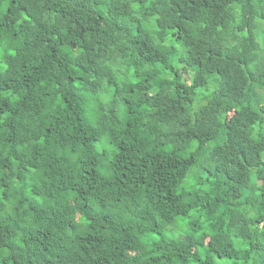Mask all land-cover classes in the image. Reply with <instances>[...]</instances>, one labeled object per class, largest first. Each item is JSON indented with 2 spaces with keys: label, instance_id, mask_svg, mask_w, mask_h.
<instances>
[{
  "label": "trees",
  "instance_id": "16d2710c",
  "mask_svg": "<svg viewBox=\"0 0 264 264\" xmlns=\"http://www.w3.org/2000/svg\"><path fill=\"white\" fill-rule=\"evenodd\" d=\"M264 0H0V264H264Z\"/></svg>",
  "mask_w": 264,
  "mask_h": 264
},
{
  "label": "rangeland",
  "instance_id": "374dc122",
  "mask_svg": "<svg viewBox=\"0 0 264 264\" xmlns=\"http://www.w3.org/2000/svg\"><path fill=\"white\" fill-rule=\"evenodd\" d=\"M257 34H258L260 39H264V31H263L262 27L259 26L257 28Z\"/></svg>",
  "mask_w": 264,
  "mask_h": 264
}]
</instances>
